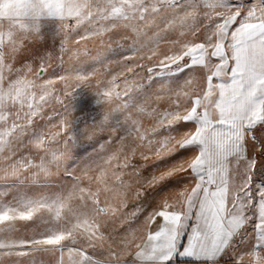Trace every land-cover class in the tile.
Returning <instances> with one entry per match:
<instances>
[{
  "label": "snow or ice",
  "instance_id": "snow-or-ice-1",
  "mask_svg": "<svg viewBox=\"0 0 264 264\" xmlns=\"http://www.w3.org/2000/svg\"><path fill=\"white\" fill-rule=\"evenodd\" d=\"M0 264H264V0H0Z\"/></svg>",
  "mask_w": 264,
  "mask_h": 264
}]
</instances>
